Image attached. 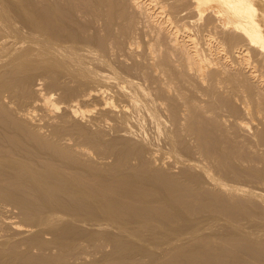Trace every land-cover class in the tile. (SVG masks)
Listing matches in <instances>:
<instances>
[{
	"label": "bare ground",
	"instance_id": "obj_1",
	"mask_svg": "<svg viewBox=\"0 0 264 264\" xmlns=\"http://www.w3.org/2000/svg\"><path fill=\"white\" fill-rule=\"evenodd\" d=\"M72 1H74V0H72ZM72 1H71V3H72ZM122 1L121 0H83V1L80 0L79 3H77V4L75 3L74 5H71V4H67V0H0V180L4 182V184H3V182L0 181L2 183L0 185V196H2L4 198L6 197L12 203H15L17 208L19 207L25 213V215L28 216V221H27V218L25 219L26 223L27 222L28 223L27 224L24 223V226H17L14 224V221H12L13 222L12 223L9 220V224L11 223V225L15 228V230L17 229V232H19L20 234L23 233L24 235L29 234L28 237H26L25 239L23 238L24 240L22 239L19 241V245L23 246L25 244L24 246H25V248H27L24 251L22 249L17 251V252H19L18 253L19 254V261L20 260H21V262L27 261L28 263L30 262L31 264L33 261H36L37 263L40 262L43 264L47 263V262L52 263V262H54V261H52V259H50V258H52V256L45 255V254L34 255V253L28 254V252H29L28 249H31V251H32V249L33 250L38 249L37 251H35L36 253H38L39 250L40 251L43 250V253H44V249H49V248L54 246L55 249L57 247L58 248L57 250H59V255H57L58 256L57 260L59 262L56 260V257H55L53 260H55L56 262H54L53 264H56V263H58V264H76L77 261L76 262L73 261L71 263L69 262L71 260L65 261L64 256L69 249L74 250V251L70 250L71 252H73V254H74V252L80 253V250L83 248V246H84V250H85L86 244L89 245L88 243H91L90 245L94 246L95 244L99 243L100 239H102V240L104 239V241L106 240L114 249V250L112 249L114 254H112L109 257L110 259H107L108 257L106 255L107 260H105V261H108V260L109 261L105 264H263L264 263L263 262L264 261V240L257 238L259 234H264V233H258V230H260V228L262 226L259 229H256L257 232L254 231L255 233H258V235L256 234V236H257L256 237V236H254L255 234L254 235L250 234L249 233L250 230H248L246 228H245V230H247L248 233L244 232L245 230L241 231V228H239L240 230H238L237 228H235V229L233 227L231 228L227 224H224V225L220 224L221 222L219 220L220 223L219 222L218 223L220 225L218 224L216 226H212V229H213V227H217V228H215L216 231L214 230L215 232L213 230H210V232L204 233V231L199 232L197 230L196 224H198V222L196 221L197 223H195L191 217V214L193 212H195V211L200 212L202 210L204 212H208V213H222L223 215H226V216H233V215L235 216V215L239 214V211H238L239 209H237L238 207L236 208V203H233V204L231 203L232 205H229V203H228V205H227V203L224 204L222 202L221 198H219V197H221V195L219 197H217L219 195V194H217V192H216L217 196L215 193H214L215 195H213V194L211 195L209 193H203V191L199 192V188L202 186L199 187V185L201 183L198 184V180H197V177L195 175L185 176L184 174H182L181 176L185 177V178L183 177L184 180H177L178 178L177 179L172 178L173 177L172 172H174V170L171 172V174L169 172V174L172 175V177L164 175L165 173H164L163 169L157 170L156 169L157 167H154L151 165L152 161H154V163H155V160L157 157L154 156L155 160H152V161L150 160L151 162L147 161L149 159L146 160V158H142V157H144V155L142 156V151L145 149H143L142 151H141L142 147L141 148L138 147L139 149H137V145L133 144V142H132L134 140L131 138L132 135H129L130 136L129 140H132V141H129L126 137H125L126 139H118L117 140V138L115 137L117 135L111 134L110 133L111 131L108 132L105 129H103V130H105V132H108L109 137H110V135H109V133H110L111 137H112V135H114V138H115L112 140V138L110 137L111 139H108L109 141H105V139L102 136L104 135V137H105L106 133L103 135L100 134L98 131L99 129L98 130L96 129L98 126L96 128L94 127L95 130H93V127H92V130L89 129V127H90L89 122L91 125V123H92L91 121H93L94 117H96L95 115L93 118H91V119H93L91 121L89 120L90 119L89 116H88V118H86V119H88L87 120L88 126L86 123H82L83 119L86 120L85 119L86 113H88V111H93V109L90 110L91 108H88L89 106H87V104H88L87 102H90V100H93V99L94 100L91 102L92 103L95 102V103L92 105V107L99 109V111L97 109H95L94 113L97 111V113L101 112L102 113V114L100 113L101 115H105V112H107L108 114H110V113L114 114V113L120 112L122 114L123 119H121L120 117L119 118L121 119V121L122 120L124 121V122H122V123H124L122 125H125L124 118L126 116L128 117V115H129V113L127 114V112L129 111L127 109L128 108L130 109V107H128V105H120L121 103L119 104V102H122L120 100L118 103L114 104L112 101H110L108 99V96L106 98V95L105 94L103 95L102 92H104V89L101 87V86L105 87L103 84L100 85V87H99L100 83H98V85L93 84L96 87H93L90 89L87 88L88 90L87 89L84 90L85 88L84 89L79 88L83 85L85 86V84H87V83L90 84V83H94L97 81L98 82L104 81V82H109V83L111 82V81H109V80H111L110 76H109L111 74V71H110L111 70V67H110L111 63L108 62V59H107L108 63L107 62L106 63L110 67L109 68L110 69L109 75H108L107 70H104V69H106L105 67H108V66H105L106 64L104 65V68H102V69L104 71H106L107 74L102 73L103 70H101V69L97 70V71H102V72H97L96 70L94 71L89 66H87L88 64H86L82 60V58H84V57H82V55L84 53V54H87V56H88V54L90 53L91 50L95 51V49L98 47V43H99L98 40H100L98 38L101 37L100 32L103 29L102 27H103V21H104L105 16H107V15L109 16V14H110V16H112V17H109L110 21H111V18H114V21L113 22L111 21L112 22L111 25L109 24L111 26V29H108V30L111 33H114V30H116V28H114V30L112 32L113 26L118 27L117 25H119L121 27V25L123 26L125 24L124 22L121 23L120 18H119L123 14V11H122L123 8H122V3H121ZM153 1L154 0H129V3H130V6L132 8H134V10L136 9L138 11V13L143 14V16L146 17V20L147 19L151 20L150 22H152V20L155 21V26L157 28V32L158 31L166 32V34L169 37L168 40L170 43V45H169V43L167 44L168 41H166V45L169 46L170 48L172 46L173 50L177 49L178 54L179 53L181 54L180 60L182 59V61H184L185 63L190 65V67L195 68V70L192 68H188L189 66H187L186 64L181 62L182 64H184V66L185 65L187 66V70L185 69L186 71H192L193 70L194 72H191V73L197 72L196 78L198 75H199L198 76V78H199V77H201V76L203 77V75H205V73L207 71V67L210 68V67L214 66L219 74L216 71H211V70L210 71L215 73V74L217 73L219 75V77L222 78V80L220 79L221 81L220 80L219 81L220 82L224 81L225 83H228L227 85L229 86V84H230L229 82H231L232 81L231 79H233L230 74H227V70H228L229 66L226 67V65H224V63H223V65L219 64L218 61H220L221 59L218 60V58H216V57L211 58V56H209V60L211 58V60H213L212 61L213 64H207L206 62L208 61V55L205 58V57H201L200 54H198L199 51L197 52V50H198L197 47L195 48L193 46L194 45L193 43H195V42L193 41V38H190V35L186 34V36H187V37L185 36L186 39H183L184 36L181 39H179L180 36L178 38L177 32H179L180 29L181 30L186 29V27H188V26L185 27L184 24L182 23L183 24V25L181 24L182 27H181V25L178 27L177 26L178 23L177 24L174 23L175 21L173 22V19L171 20V18L169 19V17H165L164 20H163V18H161V20L156 19V17H158V16L163 17L162 15L164 12V8H163L164 5L161 2H157V4L159 3L161 5V6L159 5V7L161 9H163V12H162V10L158 9L159 7L158 8L153 7L156 5V3L154 4ZM187 1L189 2L187 4V6L190 9H192L193 12L198 11L200 14L201 12L206 13L208 11H211L212 13L211 12H209V13L214 14L213 16H215L216 19L218 21H220L219 22L221 24L220 27H222L221 29L225 30L226 36L235 38V41H238L237 39H239V41H241L239 43H235V45L230 43V45L231 44L233 45V46H231V48H232L231 51L235 52L233 54H235L234 56L236 57V61L232 59L233 62L235 61L237 63H242V64L247 62L246 64L248 65L250 62L249 61L250 59H248L250 52H253V54H255V57H260V58L262 57V59L264 58V0H186L185 4L187 3ZM142 3L145 5V7H144V5L142 6V7H144V9L141 8ZM130 6H128V7H130ZM256 6H257V8H256ZM124 8H125V6H124ZM205 10H207V11H205ZM132 11H133V9H132ZM203 11H205V12H203ZM126 12H127V10H126ZM161 12H162V15H161ZM195 14H197V13H195ZM199 14L197 15L198 17H199ZM131 15H133V13ZM138 15H140V14H138ZM138 15L136 17H138ZM123 16H124V19H126V24L130 23V18H129L130 14H129V16H127V14H126V16H127L126 18H125L124 14H123ZM200 16H201V14H200ZM109 18H108V20H109ZM195 18H197V17H195ZM211 18H213V17H211ZM122 19H123V17H122ZM124 19L122 21H124ZM139 19L140 18H138V20ZM142 20H143V17H142ZM146 20L144 19L143 21L146 22ZM110 21L104 22V24L110 23ZM133 21H134V18H133ZM135 21H136V19H135ZM135 21H134V24H135ZM166 22H168V24ZM171 22H172V24H171ZM136 23L137 24H135V25L139 24L138 21H136ZM153 23L154 22H152V24ZM219 23L217 24V26L219 25ZM144 24H146V23H144ZM175 24H176V26H175ZM207 24H206V26H207ZM147 25H148V23H147ZM150 26H151V23H150ZM155 26L153 27V29L155 28ZM131 28H132L131 30L137 29V27L135 29V28H133V26ZM125 29H129V28L127 27ZM125 29H124V31H125ZM153 29L151 31H153ZM108 30H107V32H108ZM120 30H118V31H120ZM139 30L142 31V28L140 29V27H139ZM145 30H146V28H145ZM186 30H188V28ZM220 30L218 29L219 32H220ZM118 31L116 30L117 33H118ZM190 31H189V33H191ZM105 32H106V30H105ZM126 32H127V30H126ZM155 32H156V30H155ZM117 33H116V36H117ZM135 33H137V32H135ZM142 33H143V31H142ZM148 33H149V35H152V34H150L152 32L148 31ZM160 33L161 32H159V34ZM223 33H224V31H223ZM98 34H99V36H98ZM123 34H124V32H122V35ZM138 34H139V32H138ZM108 35H110V37H111L110 33ZM122 35H121V37H122ZM129 35H130V33L128 32L127 36H129ZM146 35H148V34H146ZM157 35H156V37H158ZM182 35H183V33H182ZM208 35H210V34H208ZM130 36L133 37L134 34L130 35ZM163 36H165V33L163 34ZM219 36H220V34H219ZM113 37H114V35H113ZM117 37L119 39V36H117ZM135 37H136V35H135ZM154 37H155V35H154ZM207 37H205L206 41H207ZM102 38H103V36H102ZM125 38L126 37H124V40L127 41ZM216 38H219V37H216ZM109 39H112V38H109ZM109 39H107V40H109ZM153 39L154 38H152V40ZM190 39L193 41V43H192L193 45L186 43L187 40L189 41ZM120 40H123V38L119 39V41ZM105 41H106V39H105ZM115 41L117 42V40H115ZM132 41H133V39H132ZM215 41L216 40H214L213 42H215ZM228 41H227V43H228ZM223 42H225V41L223 40ZM231 42H233V41H231ZM102 43H103V41H102ZM119 43H121V42H119ZM216 43H217V41H216ZM222 43L220 42L217 44H221L224 47L225 43L224 44H222ZM126 44H127V42H126ZM128 44H129V42H128ZM108 45H110L109 42H108ZM115 45H116V43H115ZM117 45H118V42H117ZM130 45H132V44H130ZM228 45H229V43H228ZM99 46H100V44H99ZM103 46H105L107 48L106 45L103 44ZM217 46H219V45H217ZM217 46H215L213 48L218 50L219 47H217ZM226 46H227V44H226ZM108 47L110 49V46H108ZM164 47H165V45H164ZM211 47H210V50L212 49ZM120 48H122V47H120ZM127 48H131V46L129 47V45H128ZM159 48L156 49L157 51L155 50L157 53H158V51H160ZM113 49H114L113 52L115 55L116 54L115 53L116 46L114 48V45H113ZM113 49H111V51ZM225 49L226 48H224L222 50H225ZM98 50H99V47H98ZM101 50H102V47H101ZM207 50L209 52V48ZM86 51H89V53L88 52L86 53ZM107 51H108V49H107ZM107 51L105 52V50L103 49L102 52L107 53ZM216 51H215V54L216 53L219 54V52H221V51H219V52H216ZM96 52H97V49H96ZM113 52L111 54H113ZM165 52H167V51L165 50ZM159 53H161V52H159ZM98 54L99 53H97V57H98ZM104 54L102 53V56ZM121 54H120V56H121ZM156 55H159V54H156ZM226 55L228 56V53H226ZM107 56H109V55L107 54ZM163 56H164L163 63L165 62V59L170 60L169 58L171 56L168 58H165V55H163ZM110 57H112V56H110ZM223 57H225V56H222V58ZM91 58H92V56H91ZM119 58H121V57H119ZM154 58H156V57H154ZM154 58H152V59L154 60ZM157 58H159V57H157ZM157 58H156V60H157ZM249 58H250V56H249ZM86 59H89V58H86ZM206 59H207V61L205 62ZM253 59H254V57H253ZM93 60H95V58ZM104 60H106L105 57H104ZM156 60H155V62H156ZM178 60H179V58L177 59V62H178ZM109 61H110V59H109ZM115 61H114V63H115ZM243 61H245V62H243ZM100 62H101V60H100ZM100 62L98 61V63H100ZM111 62H112V60H111ZM120 62H122V61H120ZM168 62H171V61H168ZM252 62H250V63H252ZM125 63L126 62L124 61V65L127 64V63L126 64ZM133 63H134V61H133ZM136 64H134V65L136 66ZM147 64H148V62H147ZM152 64H153V62H152ZM170 64H172V63H170ZM116 65H117V63H116ZM191 65H193V66H191ZM238 65H240V64H238ZM98 66H100V65H98ZM111 66H113V65H111ZM135 66H134V70H135V68L138 69V67H135ZM161 66H165V65H161ZM167 66H168V64L166 65V67ZM178 66H180V65H178ZM91 67H92V65H91ZM120 67H118V69ZM130 67H131V65H130ZM153 67H155V66H153ZM153 67H151V69ZM158 67L160 68L159 64H158ZM166 67L164 69H166ZM240 67H241V65H240ZM252 67L254 68V66H252ZM127 68L125 71H127ZM156 68H157V66H156ZM159 68H158V70L161 69V68L160 69ZM168 68H169V66H168ZM173 68H177V67H173ZM115 69H117V67ZM130 69L132 71V68H130ZM189 69H192V70H189ZM247 69H249V68H247ZM155 70L153 69V73H157V71H155ZM172 70H174V69H172ZM181 70H182V68H181ZM170 71L168 70L169 73H170ZM182 71H180V72H182ZM243 71H245V70H243ZM134 72L136 73V71H134ZM147 72H149V70H147ZM150 72H151V70H150ZM163 72H162V74H165V75L168 74L169 75V73L166 74ZM173 72H175V71H173ZM124 73H123V75H125ZM131 73L133 74V72H131ZM176 73H178V72H176ZM176 73H174V74H176ZM229 73H230V71H229ZM236 73L237 72H235V74ZM114 74L116 76L117 73L115 72ZM129 74H127V75H129ZM136 74H135V76H136ZM139 74H141V73H139ZM157 74H160V73L158 72ZM157 74H155V76ZM186 74H187V72H186ZM242 74L245 75L244 72ZM261 74L262 73H260V76H261ZM141 75H143V73ZM165 75H164V78H165ZM180 75H182V73L179 74V76ZM210 75H211V73H209V76L207 75V78L210 77ZM236 75L238 76V74H236ZM239 75H240V72H239ZM247 75L254 76L255 74H251V72L248 71ZM143 76L139 77V78H141L140 82L136 79L138 77H135L134 80H137L140 84H142V81L144 80V79L142 80ZM146 76H145V78L148 77V76L147 77ZM157 76H159V75H157ZM183 76H184V74H183ZM237 76H233V77L237 78ZM125 77L128 78V76H125ZM125 77L122 76L123 79ZM133 77H134V75H133ZM174 77H175V75H174ZM181 77L182 76H180V78ZM204 77H206V76H204ZM213 77H214V75H213ZM240 77H238V78H240ZM243 77L245 79V76H243ZM257 77H259V76H257ZM257 77H256V79H259ZM115 78L118 79V77L117 76L114 77L115 86L117 87L116 93L119 92V94L124 95L125 97L128 96L126 98L130 99L129 103L131 102L130 104H133V106L135 107L137 105V103H134L136 98L134 99L133 96H136L138 98V96H137V95H139V94H137L139 92L138 90L143 88V91H142V95H143L144 90H146V92H147V88L145 89L144 86L139 88L138 86L140 84L138 85V82H136L138 85L137 86V85H135V83L132 82L133 79L132 80L130 79L131 81H129V80H128L129 82L126 81L127 82L126 85L130 84L129 85L130 87L128 86V88L129 89L131 88L130 90H132V92L129 93L128 91H130V90L129 89L127 90L126 89L127 87L124 88L123 85L118 84V80H120V79L115 81ZM129 78H131V76ZM151 78H149V79H151ZM156 78L161 79L163 77H161V78L156 77ZM198 78H197V80H198ZM246 78H248V77H246ZM153 79L155 80L154 74H153ZM153 79H152V81H153ZM167 79H168V83H171L170 81L173 80V79L170 80L169 77ZM174 79L176 80L177 78L175 77ZM187 79L189 80V78H187ZM201 79L203 81V78H201ZM201 79H199V80L201 81ZM211 79H209V80H211ZM41 80H43V81L45 80V81H47V84H49L51 86L55 85V86H57V89L58 88L61 89V93L58 92L60 94V96H62V102H63V103L60 102V106L62 105L61 106L62 108L60 109L61 111L59 110L60 113L57 112L58 114L49 116L48 113L46 112L47 110L50 111L49 108H51V106H53L55 104L51 99L52 92H50L51 93L50 94V93H47L48 92L47 91L46 94L45 93L43 94V91L41 93V90H39L40 87L42 86ZM122 80H120V83ZM145 80H147V79H145ZM207 80H206V82H208ZM215 80H216V77H215ZM215 80H213V81H215ZM144 81H143V83H144ZM181 81H183V80H181ZM71 82H73V83L75 82L76 84L74 85ZM172 82H175V81L173 80ZM180 82H179V84H180ZM123 83L125 84L124 80H123ZM162 83H163V81L160 82V87H161ZM166 83H167V81L165 82V84ZM175 83H178V82H175ZM183 83H185V82H183ZM213 83L215 84V83H217V81H215ZM225 83L223 84L224 86H226ZM244 83H245V81H244ZM247 83H249V80ZM200 84H201V82H200ZM220 84L222 85V83H220ZM239 84H240V81H239ZM49 85H48V88H49ZM105 85H106L107 89L110 87H113L112 83H111L110 87H109V84H105ZM163 85H164V83H163ZM172 85L173 84L171 83V87H172ZM215 85H217V84H215ZM237 85H236V87H237ZM149 86H151V85H149ZM149 86H147V87H149ZM165 86L167 87V85H165ZM224 86H223V88L225 89L226 87H224ZM230 86H232V85L230 84ZM230 86H229V88H230ZM248 86L251 87L252 85H248ZM169 87H170V85H169ZM171 87H170V89H171ZM181 87H180V89H182ZM202 87H201V89H202ZM204 87L206 88L205 85H204ZM204 87H203V89H204ZM218 87L222 88L221 86H218ZM236 87L234 85L235 89H236ZM53 88H55V87H53ZM53 88L51 91H55V89H53ZM113 88H115V87H113ZM153 88H155V87H153ZM163 88H164V86H163ZM187 88H186V90H187ZM215 88H216V86H215ZM215 88L213 87L214 90L217 89V88L216 89ZM223 88H222V90H223ZM59 89L57 91H60ZM150 89L151 88H149V90ZM180 89H178V90L180 91ZM209 89H208V91H210ZM231 89H233V88H231ZM235 89H233V92H231L232 94H234L236 92ZM108 90H106L105 93H109ZM111 90L115 91L112 88H111ZM151 90H153V89H151ZM178 90L173 91V89H172V92H176ZM205 90H207V89H205ZM225 90H227V89H225ZM230 90H229V92H230ZM241 90L243 91L242 88L240 89V91ZM211 91H210V93H211ZM238 91H239V89H238ZM133 92L136 93L137 95H135V94L133 95ZM162 92H164V90H162ZM162 92L161 93L158 92V96H159V94H162V96L165 95V93L163 94ZM166 92L170 93V91H168V90ZM182 92H184V91L182 90ZM225 92L226 91H224V93ZM247 92H248V90H247ZM251 92L252 91L250 90V94H251ZM101 93H102V95H101ZM155 93H157V92H155ZM178 93L179 92L176 93V96ZM210 93H208V94L210 95ZM217 93L218 92H216V95H217ZM227 93H228V91H227ZM231 93H229V94H231ZM236 93L238 94V92H236ZM253 93H255V92H253ZM111 94H112V92H111ZM147 94H149V92ZM151 94H152V91H151ZM201 94L202 95H199V96L205 95V93H203V92ZM211 94H213V93H211ZM229 94H227V95H229ZM237 94H235V95H237ZM240 94L242 96V93H240ZM32 95H34V96L36 95V96L34 97ZM154 95H156V94H154ZM170 95H171V93L169 94V96ZM209 95H206V97ZM216 95H215V98H216ZM248 95H249V93H248ZM55 96H58V95H55ZM101 96L105 97L106 99L105 98L103 99ZM149 96H150V98L152 97L151 95H149ZM184 96H186V95H184ZM223 96H224V94H223ZM112 97L113 96H111V98ZM145 97L147 98V96H145ZM159 97L161 98V96H159ZM210 97H211V95H210ZM218 97H220V96H218ZM226 97H228V96H226ZM234 97H236V96H234ZM257 97L256 98L254 97V99H257ZM262 97L260 95V98H262ZM155 98L159 99L156 96H155ZM212 98H214L213 95H212ZM212 98H211V100H212ZM244 98H245V96H244ZM244 98H243V101L245 100ZM152 99L154 100V98H152ZM163 99H165V97ZM235 99H237V97ZM123 100H125V99H123ZM128 100H127V103H125V104H129ZM139 100H140V97H139ZM166 100H168V98H166ZM175 100L174 101L177 102V97H175ZM230 100H231V98H230ZM181 101H182V99H181ZM183 101H185V100H183ZM190 101H188V102H190ZM247 101H250V100H247ZM124 102H126V100ZM151 102H154V101L151 100L150 103L149 102L148 103L151 104ZM156 102H158V100ZM197 102L198 101H196V103ZM201 102H203V100H201L200 103ZM238 102L241 103L242 101L240 100ZM193 103H194V101L192 102V104ZM215 103H216V101H215ZM225 103H226V100H225L224 104ZM255 103H256V105H259L258 100H256ZM85 104H86L87 108L85 107ZM153 104H155V103H152L151 105H153ZM162 104H164V103L162 102ZM172 104L173 103H171V105ZM182 104L186 105V103H182ZM192 104H190V105H192ZM144 105H143V107H145ZM180 105H179V108H181ZM206 105H204V106L206 107ZM216 105H217V103H216ZM230 105H232V104L230 103ZM238 105H239V103H238ZM246 105L243 106L241 104L242 110L245 111L246 113H248L249 111L247 112L246 108H249V107H247ZM260 105H261V102H260ZM13 106H15V108L17 107V109H13L12 108ZM34 106L40 107L39 108V109H41L40 111L43 110L44 113L41 112L42 114L40 113L39 116H36L35 115L36 113H34V109H33V108H35ZM133 106H132V108H133ZM138 106L142 108V105L138 104ZM235 106L233 108H235ZM146 107H148V106H146ZM154 107H155V105H154ZM161 107H162V105H161ZM164 107H166V106H164ZM177 107H176V111L178 112V111H180V109ZM194 107L197 108L199 106L196 105ZM201 107H203V106H201ZM213 107H210V108H212L211 111L213 110ZM230 107L231 106H229V110H230ZM254 107H255V105H254ZM258 107L260 108V106H258ZM156 108H158L157 105H156ZM173 108H175V107L173 106ZM190 108H192V107H189V109ZM233 108L231 107V109L234 111ZM239 108H240V106H239ZM163 109H165V108H163ZM166 109L168 110V108H166ZM169 109H170L172 118L177 116L176 111L174 109H172V107H170ZM177 109H179V110H177ZM183 109L185 110V108H183ZM183 109H181V111ZM189 109H187V110H189ZM215 109L216 108H214V110ZM217 109H220V107L218 106ZM133 110H134V108H133ZM149 110L154 111L152 108H150ZM187 110H185V111H187ZM201 110H200V112H201ZM248 110H250V109H248ZM262 110L264 111V109H262ZM262 110H260V111H262ZM35 111H37V110H35ZM103 111H105L104 114H103ZM136 112H137V115H136V118H137V116L139 115L138 113H140V112L135 111V113ZM142 112L139 116L140 118L142 116ZM145 112L146 111H144V114H145ZM160 112H162V110ZM197 112H199V111H197ZM258 112H257V114H258ZM154 113L155 112H153V114ZM166 113L168 114V111ZM185 113L187 114V112H185ZM189 113L190 112H188V114ZM191 113H193V112H191ZM261 113H264V112H261ZM89 114H91V112ZM100 114L98 113V115H100ZM132 114L133 113H131L130 115L132 116ZM144 114H143V116L148 115V113H147V115H144ZM158 114L159 113H157V115H155V116L159 117ZM117 115H119V114H117ZM152 115H150V117L149 116H147V117L151 118ZM162 115L163 114L161 113L160 116H162ZM168 115H170V114H168ZM182 115H183V113H182ZM184 115H183V119H185ZM237 115H235V116H237ZM244 115H246V114H244ZM259 115L260 114H258V116ZM261 115H260V117H261ZM92 116L90 115V117H92ZM105 116H107V115H105ZM105 116H104V118H105ZM115 116H116V114L114 115V117ZM163 116H166V115L164 114ZM221 116L223 117L222 113H221ZM224 116H226V115H224ZM263 116H262V118H264ZM44 117H46V118H44ZM109 117H110V115H109ZM109 117H108V119H109ZM127 117H126V119L129 121L128 118L130 116L128 118ZM188 117H190V115H188ZM192 117H190V118H192ZM260 117H259V119H260ZM104 118L100 117L99 119H104ZM115 118L118 119V116H116ZM132 118L133 117H131V119ZM146 118L144 117V119H146ZM240 118H241V116H240ZM244 118H246V117L244 116ZM256 118H258V117L256 116ZM43 119L45 120V123L42 122ZM99 119H98V121H100ZM108 119H106V120H108ZM167 119L169 120V118H167ZM181 119H182V117H181ZM95 120H96V118H95ZM135 120L134 121L132 120V121L135 122ZM138 120L139 119L137 118V121H136L137 123H135L136 126H139V125H137L138 123L142 124L141 121L143 119L140 120V122H138ZM186 120H187V118H186ZM224 120L226 121L227 119L224 118ZM108 121H105V119H104V122L107 123ZM121 121L119 122L120 126H122L120 124ZM164 121H167V120H164ZM177 121H178V118H177ZM245 121L246 120L244 119V122ZM154 122H157V121H154ZM173 122H175V120ZM182 122H183V120H182ZM184 122H185V120H184ZM197 122H198V120H197ZM234 122H235V124L240 125V126H244V124H245L243 122V120H241V119H239V120L235 119ZM262 122H264L263 119H262ZM93 123H92V125H93ZM111 123L109 122L108 124L111 125ZM114 123L116 124L117 121L116 122L114 121ZM164 123H166V122H164ZM167 123H168V121H167ZM99 124H100V122H99ZM129 124H130V122H129ZM131 124H133V123H131ZM150 124L151 123H149V125ZM256 124L254 123V125H256ZM117 125H118V123L116 124V126ZM119 125L117 127L118 129H114V132H117L119 130L118 131V133H119L121 131V127L119 129ZM153 125L155 126L156 124H152L151 126L153 127ZM157 125H158V123H157ZM159 125H163V124L159 123ZM159 125H158V127L160 128ZM237 125H236V127H237ZM259 125H261V124H259ZM100 126H101V124H100ZM140 126L138 128L143 129V127H140ZM169 126H170V124H169ZM175 126H177L176 123H175ZM197 126H199V125H197ZM246 126H247V124H246ZM148 127L149 126H147V128ZM156 127L157 126H155V128ZM248 127L250 128V126H248ZM102 128H103V126H102ZM102 128H100V130ZM110 128H111V126H110ZM131 128L133 129V127H131ZM145 128H146V126H145ZM159 128H158V130H159ZM238 128H239V126H238ZM247 128H245V129H247ZM249 128H248V130H249ZM259 128H261V126ZM263 128H264V126H263ZM132 129L130 130V127H129L128 131H129V134H130V132H132L134 135V132L136 130L133 131L135 128L133 130ZM241 129H242V127H241ZM109 130H111V129H109ZM125 130L122 131L123 134H125ZM187 130H189V129H187ZM193 130L196 131L197 129H193ZM198 130L200 131V129H198ZM155 131H157V130H155ZM160 131H162V130H160ZM165 131H166V129H165ZM173 131H176V130H173ZM242 131H244V130H242ZM140 132L143 133L144 131L141 130ZM248 132L249 131H246V134ZM136 133H138V131ZM157 133H159V131ZM169 133H170V131H169ZM169 133H168V135H169ZM259 133L261 134L260 131H259ZM162 134H163V132H162ZM256 134H257V132H256ZM139 135H142V134H139ZM143 135H144V133H143ZM134 136L136 137V135H134ZM134 136H132V137L134 138ZM176 136L174 137L175 139H177ZM199 136H200V134H199ZM118 137H120V134H118ZM138 137L141 138V136H138ZM154 137H155V135H154ZM181 137H183V135H181ZM254 137H256V135H254ZM169 138L171 139V136ZM241 138H242V136H241ZM103 139H104V141H102ZM145 139H146V136H145ZM145 139L143 138V141ZM199 139H200V137H199ZM203 139H204V137H203ZM139 140H141V139H139ZM166 140H168V139H166ZM262 140H263V138H262ZM169 141H171V140H169ZM199 141H202V140L200 139ZM144 142H142V144ZM149 142H147V143H149ZM174 142L175 141L173 140V143ZM222 142H223V140H222ZM218 143H221V141H219ZM178 144H179V142H178ZM180 144H181V142H180ZM83 145L89 146V147L91 146L92 150H94L95 149L94 147H96L98 149V153L99 152L100 153L105 152V154H103L105 156H103V157L107 156L106 151L114 152L115 155L112 154V156H115V160H114V158H111V160L112 159L114 160V163L110 164L109 162L107 163V162H104L101 160L98 161L97 163H94L95 161L90 162V160H92L93 157L89 161L83 160L85 158L84 156H87L86 152H85V148ZM148 145H149V147H151V144H148ZM202 145L204 146V143ZM212 145L216 146V144H212ZM218 146H220V144L219 145L217 144V147ZM222 146L225 147L226 145L225 146L222 145ZM222 146H220V147H222ZM89 147H86V148H89ZM143 147H145V144ZM182 147H183V145H181V148ZM217 147H215V148H217ZM199 148H202V147H199ZM146 149L149 150L148 148H146ZM158 149L156 150V148H155L156 151H158ZM177 149H179V148H177ZM212 149H209V151L207 150L208 153H207L206 157H207V161H209V162L204 163L203 162L204 160H203L202 161L203 164H202V163H200L201 161H199V160L198 161H191V159H192L191 158L190 161L186 160L188 162L184 163V164H187V165H185V166H187L186 168L187 169L194 168V171H195V169L198 170L200 172V175L204 176L208 180V182H209L208 186L209 187H212V186L217 187L218 189L217 188H215V189H217L218 191L219 190L223 191L225 193V196H226V194H228L230 197H232V196L240 194V197H241V195H247L250 197L252 195V193H250L249 189L245 188L244 185L233 182L234 179L232 177H231L232 182L230 184H226V182L222 181L221 178L222 177L227 178V176L223 175L222 177H220V175L217 172V174L219 175L218 177H220V178H215L217 176L212 177V176H209L207 174L209 171H211V170L207 169L209 167H212V168L217 167L219 169H222L225 174H228V175L230 174L228 172V167H226L223 164L217 165L218 163L215 162L214 157H213L214 154L216 153V151H215V153L214 152L212 153V151H214ZM178 151H180V150H178ZM218 151H220V150H218ZM184 152L187 153L186 150ZM145 153H147L146 150L143 152V154H145ZM224 153H225V151H224ZM224 153H222V154H224ZM226 153H228V152L226 151ZM230 153L231 152L229 151L228 154H230ZM130 154L134 155V157H135V155H137L136 156L137 161L135 160V162H133L132 161L133 156ZM150 154L151 153H149V155ZM228 154H227V156H229ZM233 154H231V155H233ZM79 155H82V157H84V158H81V156H79ZM99 155H102V154H99ZM128 155L130 157H132V160H131V158H130V160L128 159V157H129ZM149 155H147V156H149ZM240 155H242V154H240ZM110 156H111V154H110ZM218 156H221L220 153ZM103 157H101V159ZM151 157H153V156H151ZM188 157H189V155H188ZM252 157H253V155H252ZM88 158H90V157H88ZM147 158H150V156ZM221 158H222V156H221ZM224 158H226V157H224ZM224 158H223V160H224ZM239 159L240 158H238V160ZM243 159H241L242 162H243ZM238 160H235V161L239 162L240 160L239 161ZM246 160H247V158H246ZM105 161H108V160L106 159ZM225 161H226V159H225ZM205 162H206V159H205ZM154 163L152 162V164H154ZM180 163L181 162H179V164ZM175 164L177 165L178 163H175ZM234 164L232 163L231 166ZM235 166L237 169H239L238 164H235L234 166H232V168ZM159 168H161V167H159ZM182 170L184 171V169H182ZM182 170H181V172H183ZM159 171L160 172L163 171V174L158 173ZM168 171L169 170H167V172ZM231 171H233V169ZM262 171H264V170H262ZM237 172H239V171H237ZM242 172H240V173H242ZM175 173H177V172H175ZM252 173H253V171H252ZM236 174H238V173H235V175ZM235 175L233 177H235ZM262 175H264V174H262ZM178 176H179V174H178ZM245 177H243V179ZM257 180H258V178H257ZM204 183H205V181H204ZM204 183H202V185L206 184V183L205 184ZM232 183H235V184H232ZM215 189H214V191H215ZM250 189H252V188H250ZM205 190H206V188H205ZM252 192H254V191H252ZM247 196H244V198ZM224 198L225 197H223V199ZM228 198H226V200ZM261 199H262V195H261ZM236 200H238V199H236ZM229 201H231V200H229ZM249 201H245V203L243 202L242 203L243 206H246V203ZM251 201L253 202L252 198H251ZM238 203H240V202H238ZM259 207H258V209H259ZM261 207H263V206L261 205ZM255 209H256V206H255ZM258 209H257V211H258ZM244 210H246V209H244ZM253 211H255V210L253 209L252 212ZM246 212H248V211L246 210ZM252 212H249V213H251V215H254V214H252ZM262 212H264V209ZM19 213H22V212H19ZM261 214H263V213H261ZM193 215L195 216L196 214H193ZM240 215H241V213H240ZM218 216H220V215H218ZM249 216H250V214H249ZM249 216H246V218H248ZM259 216L260 215H258L257 217H259ZM261 216H264V215H261ZM195 217H197V216H195ZM251 217L256 219L255 216L254 217L251 216ZM224 218L225 217H223L222 220H224ZM194 219H197V218H194ZM209 219H211V218L209 217ZM238 219H239V216L237 218V221H238ZM22 220H24V219H22ZM229 220H230V218H229ZM249 220H252V219H249ZM213 221L215 222L214 219H213ZM76 222H78L79 224L83 223L84 225L83 224L79 225ZM242 222H244V221H242ZM202 223H204V222H202ZM238 225H236V226H238ZM8 226H10V225H8ZM247 226H248V224H247ZM250 227H252V226H250ZM250 227H248V228H250ZM263 227H264V225H263ZM263 227L261 229H263ZM0 231H1V229H0ZM251 231L253 233V229ZM261 231H259V232H261ZM182 234H186L185 235L186 237L179 238V237H181L180 235H182ZM46 235L47 236L49 235V237H47ZM127 238H130V240ZM261 238H262V236H261ZM2 241H0V242H2ZM21 241H23V242H21ZM100 242H101V240H100ZM104 243H106V242H104ZM3 244L0 243V245H2V246H3ZM162 244L164 246H167V247L166 248L164 247L161 250L157 249L158 251L153 250V249L160 247V245H162ZM12 245H13V243H12ZM49 245H53V246H49ZM99 245H101V244H99ZM21 246L19 248H21ZM92 246H91V248H92ZM106 246H107V244H106ZM12 247L15 248V247H17V245L12 246ZM95 247H96V245H95ZM96 248H98V247H96ZM99 248H101V246ZM0 249H1V246H0ZM12 249H11V251H12ZM52 249H54V248H52ZM92 249H90V250H92ZM3 250H5V249H3ZM16 250L17 249L15 248V251ZM87 250H88V248H87ZM107 250H108V248H107ZM11 251H9V252H11ZM17 252H16V254H17ZM50 252H52V251H50ZM101 252H103V251H101ZM69 254H71V253H69ZM75 255H73V256L75 257ZM77 255H79V254H77ZM82 255L85 256V252H84V254H80V257ZM100 255H103V254H100ZM109 255H110V252H109ZM39 256H41V257H39ZM66 257H67V254H66ZM68 257H69V255H68ZM71 257H72V255H71ZM78 257L75 259H78ZM8 258H6V259H8ZM92 258H94V257H92ZM4 259L0 258V264H1V260L3 262L5 261ZM67 259L68 258H66V260ZM70 259H72V258H70ZM102 259H104V258H102ZM102 259H100V260H102ZM82 260L89 261V260H87V258L86 259L84 258ZM97 260H98V258H97ZM80 262H81V259L78 263H80ZM90 262L92 263L91 260H90ZM95 262H97V261H95ZM12 263H10V264H12ZM7 264H9V263H7ZM13 264H17V262L13 263ZM19 264H21V263H19ZM25 264H27V263L25 262ZM80 264H82V263H80ZM100 264H102V263H100Z\"/></svg>",
	"mask_w": 264,
	"mask_h": 264
},
{
	"label": "rangeland",
	"instance_id": "obj_2",
	"mask_svg": "<svg viewBox=\"0 0 264 264\" xmlns=\"http://www.w3.org/2000/svg\"><path fill=\"white\" fill-rule=\"evenodd\" d=\"M72 1V0H71ZM71 1L70 0H67V4H71V5H74L75 3L77 4V3H79V1L80 0H74V1H72V3H71ZM83 1V0H82ZM122 1V0H121ZM154 2V4L156 3V5L155 6H153V7H155V8H158L159 7V3L157 4V2H161L163 5V8H164V12H163V9H161L160 7L158 8V9H160V10H162V12H163V15H162V12H161V15L163 16V17H156V19H160L161 20V18H163V20H164V18L165 17H169V19L171 18V20L173 19V22L174 23H178L177 24V26L179 27L182 23L184 24V26L186 27V26H188V27H186V29L188 28V30L191 32V33H189V31L188 30H186V29H180L179 30V32H177L178 33V38H179V36H180V38L179 39H181L183 36V39H186V34L187 35H190V38H193V41L195 42V43H193V41L190 39L189 41L187 40V42L186 43H189V44H191V45H193L195 48L197 47V52H198V54H200V56L201 57H207V55H208V61H207V59L205 60V62L207 63V64H213V60H211V58H213V57H216V58H218V60H220V61H218L219 62V64H222L223 65V63H224V65H226V67H228V70H227V74H230L231 75V77L233 78V79H231L232 81V83L231 82H229L232 86H230V84H229V86H230V88H229V86L227 85L228 83H225L224 81H222V82H220L221 80H222V78H220L219 77V73H218V71L215 69V67L214 66H212V67H207V71H206V73H205V75H203V77L201 76V77H199L198 78V76H197V78H198V80H197V78H196V73L197 72H195V73H191V72H194L192 69H194L195 70V68H192V67H190V65H188L187 63H185L184 61H182V59L180 60V53L178 54V50L177 49H174L173 50V47L171 46V48L169 47V46H167L166 45V41H168L167 42V44L169 43V37H168V35L166 34V32H164V31H158L157 32V28H156V26H155V21H153L152 20V22H154L153 24H152V22H150L151 20H146V17L145 16H143V14H141V13H138V11L135 9L134 10V8H132L131 6H130V3H129V0L127 1V0H123L121 3H122V8H123V14L125 15V18L127 17V16H129V14H130V16H129V18H130V23H128V24H126V19H124V16H123V14L119 17L120 18V22L122 23V22H124L125 24L122 26L121 25V27L119 26V25H117L118 27H116V26H113V28H112V32H113V30H114V28H116V30L118 31V30H120V31H118V33L116 32V30H114V33H111V32H109V30L108 29H111V23L114 21V18H111V21H110V18L109 17H112V16H110V14H109V16L107 15V16H105L104 17V21H103V29L101 30V32H100V34H101V37H99L98 39H100V40H98V47H99V50H98V47L96 48L97 49V52H96V49H95V51L94 50H91L90 51V53H89V51H86V53L88 52L89 54H88V56H87V54H84L83 53V55H82V57H84V58H82V60L86 63V64H88L87 66H89L92 70H103L102 68H104V65L105 66H108L107 65V63L109 62V63H111V65H113V66H111L110 64V67H111V70L109 69L110 67L108 66V67H105L106 69H104V70H107V72H108V75L110 74V71H111V74L109 75L110 76V79L111 80H109V81H111L110 83L109 82H104V81H97V82H94V83H90V84H85V86L83 85V86H81V87H79L80 89H84V90H86L87 88H93V87H96L95 85H93V84H97L98 85V83H100L99 84V87H100V85H104L105 87H103V86H101L103 89H104V92H102L103 93V95L105 94L106 95V98H107V96H108V99L110 100V101H112L114 104H116V103H118L119 102V100L120 101H122V102H119V104L120 105H128V107H130V109L128 108L127 110H129L131 113H133L132 114V116L130 115L131 113L128 111L127 112V114L129 113V115H128V119H129V121L126 119V117L124 118V120H125V125H122V124H124V123H122V122H124L123 120L121 121V119H123L122 118V114L119 112V113H110V114H108L107 112H105V111H103V114H104V112H105V115H107L108 117H109V115H110V117H109V119H108V117L107 116H105V115H101L102 113L101 112H98L100 115H98V113H97V111L94 113V111H95V109H97V108H93L92 107V105L95 103V102H91V101H93V100H90V102H87L86 104H87V106H89L88 108H91L90 110H92L93 109V111H88V113H86V115H85V119L86 118H88V116H89V120L91 121V120H93V119H91V118H93L94 117V115L96 116V117H94V120L93 121H91L92 123H93V125H92V123H91V125H90V122H89V129L90 130H92V127H93V130H95L94 129V127L96 128L97 126L99 127H97L96 129L99 131V133L100 134H105V137H104V135L102 136L104 139H105V141H109L108 139H111L112 138V140L113 139H115L114 138V135H117V136H115L116 138H117V140L118 139H128L129 140V135H132V136H134V135H136V137L134 136V138L131 136V138L132 139H134L133 141L132 140H129V141H132L133 142V144H136L137 145V149H139L138 147H142L141 148V151L143 150V149H145L146 151H147V153H145V154H143V152L145 151V150H143L142 151V156L144 155V157H142V158H146V160L147 159H149V160H147V161H149V162H151L152 160H155V157H157L156 158V160H155V163H154V161H152L154 164H152V162H151V165L152 166H154V167H157L156 169L157 170H162L163 169V171H164V175H167V176H169V177H172V175H170L171 174V172L174 170V172H172V174H173V177L172 178H174V179H177V180H184V176H181L182 174H184L185 176H189V175H195L196 177H197V180H198V184H200L199 185V187L200 186H202V187H198L199 188V192H202L203 191V193H209V194H213V195H215L216 194V192H217V194H219L218 196H217V194H216V196L217 197H219L220 195H221V197H219V198H221V200H222V202L224 203V204H226L227 203V205H228V203H229V205H232L233 203H236V208L237 209H239L238 211H239V214H237L238 216H239V219H238V221H237V218H238V216L237 215H233V216H226V215H223L222 213H208V212H204L203 210L202 211H200V212H193L192 214H191V217H192V219L194 220V222L195 223H197L198 222V224H196V226H197V230L199 231V232H203L204 231V233H206V232H210V230H215L216 231V229L215 228H217V227H213V229H212V226H216V225H218L220 222V224H227V225H229L231 228L233 227L234 229L235 228H237L238 230H240L239 228H241V231H244L245 230V228L246 229H248V230H250L249 231V233L250 234H252V235H254V236H256V234L258 235V233H264V227H263V225H264V216H261V215H264V212H262L263 211V209H264V175H262V174H264V171H262V170H264V128H263V126H264V122H262V119L264 120V118H262V116L264 115V113H261V112H264L262 109H264V58L262 59V57L260 58V57H255V54H253V52H250L249 53V56H250V58H249V56H248V59H250L249 61L250 62H252V63H250L249 62V64L247 65L246 63H237V62H235L236 61V57L234 56L235 54H233V53H235V52H232L231 50H232V48H231V46H233V45H235V43H239V42H241V41H239V39H237L238 41H235V38H233V37H228V36H226V33H225V30L224 29H221L222 27H220V21H218L217 19H216V17L215 16H213L214 14H211L212 12L211 11H208V12H206V13H200L201 14V16H200V14H199V12L197 11H195V12H193V10L192 9H190L188 6H187V4L189 3L188 1H187V3L185 4V2H186V0H154L153 1ZM144 4L142 3L141 4V8H143L144 9V7H145V5H144V7H142ZM124 6H125V8H124ZM128 6H130V7H128ZM161 6V5H160ZM187 6V7H186ZM127 8V9H126ZM154 8V9H155ZM189 8V9H188ZM256 8H257V6H256ZM127 10V12H126V10ZM132 9H133V11H132ZM135 11V12H134ZM205 11H207V10H205ZM205 11H203V12H205ZM209 12H211V13H209ZM133 13V15H131ZM195 13H197V14H195ZM126 14H127V16H126ZM138 14H140V15H138ZM159 14V13H158ZM165 14V15H164ZM199 14V17L197 16ZM138 15V17H136ZM122 17H123V19H124V21H122L123 19H122ZM142 17H143V20L145 19L146 20V22L145 21H143L142 20ZM195 17H197V18H195ZM211 17H213V18H211ZM108 18H109V20H108ZM133 18H134V21H135V19H136V21H138V25H135V24H137L136 23V21H135V24H134V21H133ZM138 18H140L139 20H138ZM107 19V20H106ZM122 19V20H121ZM201 19V20H200ZM204 19V20H203ZM212 19V20H211ZM199 20V21H198ZM210 20V21H209ZM217 20V21H216ZM108 21H110V23H105L104 24V22H108ZM197 21V22H196ZM212 21V22H211ZM169 22V21H168ZM168 22H166L167 24H168ZM144 23H146V24H144ZM147 23H148V25H147ZM150 23H151V26H150ZM173 23V24H174ZM201 23V24H200ZM205 23V24H204ZM208 23V24H207ZM215 23V24H214ZM219 23V25L217 26V24ZM110 24V25H109ZM141 24V25H140ZM171 24H172V22H171ZM176 24H175V26H176ZM182 24V25H183ZM206 24H207V26H206ZM130 25V26H129ZM155 26V28L153 29V27ZM182 25H181V27H182ZM203 25V26H202ZM133 26V28H135L136 29V27H137V29L136 30H131L132 27ZM153 26V27H152ZM205 26V27H204ZM216 26V27H215ZM129 28V29H125V28ZM139 27H140V29L142 28V31H143V33H142V31H140L139 30ZM144 27V28H143ZM151 29H150V28ZM208 27V28H207ZM105 28V29H104ZM145 28H146V30H145ZM207 30H206V29ZM214 30H213V29ZM124 29H125V31H124ZM153 29V31H151ZM218 29L220 30V32L218 31ZM105 30H106V32H105ZM107 30H108V32L111 34V37H110V35H108L109 33L107 32ZM126 30H127V32H126ZM129 30V31H128ZM149 32H152V33H150V34H152V35H149V33H148V31ZM155 30H156V32H155ZM217 30V31H216ZM224 31V33H223V31ZM104 31V32H103ZM132 31V32H131ZM137 32V33H135V32ZM186 31V32H185ZM211 31V32H210ZM120 32V33H119ZM122 32H124V34L122 35ZM128 32L130 33V35H133L134 34V36L132 37V36H127L128 35ZM138 32H139V34H138ZM159 32H161L160 34H159ZM210 32V33H209ZM219 32V33H218ZM105 33V34H104ZM116 33H117V36H119V39H121V38H123V40H120L119 41V39H118V37L116 36ZM145 33V34H144ZM165 33V36H163V34ZM181 33V34H180ZM182 33H183V35H182ZM223 35H222V34ZM138 34V35H137ZM142 34V35H141ZM146 34H148V35H146ZM158 34V35H157ZM185 34V35H184ZM208 34H210V35H208ZM212 34V35H211ZM219 34H220V36H219ZM105 35V36H104ZM109 37H108V36ZM113 35H114V37H113ZM121 35H122V37H121ZM126 35V36H125ZM135 35H136V37H135ZM154 35H155V37H154ZM156 35L158 36V37H156ZM167 35V36H166ZM195 35V36H194ZM202 35V36H201ZM208 37H207V36ZM98 36H99V34H98ZM102 36H103V38H102ZM186 36V37H185ZM116 37V38H115ZM124 37H126L125 39L127 40V41H125L124 40ZM204 37V38H203ZM205 37H207V41H206V39H205ZM216 37H219V38H216ZM109 38H112V39H109ZM152 38H154L153 40H152ZM195 38V39H194ZM202 38V39H201ZM213 38V39H212ZM225 38V39H224ZM228 38V39H227ZM102 39V40H101ZM105 39H106V41H105ZM107 39H109V40H107ZM132 39H133V41H132ZM135 39V40H134ZM157 39V40H156ZM164 41H163V40ZM204 39V40H203ZM231 39V40H230ZM115 40H117V42H118V45H117V42L115 41ZM150 40V41H149ZM156 40V41H155ZM214 40H216L217 41V43H222L223 42V40L225 41V42H223L222 44H224L225 43V45H224V47L221 45V44H217L216 43V41L215 42H213ZM222 40V41H221ZM230 42H229V41ZM102 41H103V43H102ZM113 41V42H112ZM123 41V42H122ZM192 41V42H191ZM204 41V42H203ZM227 41H228V43H229V45H228V43H227ZM231 41H233V42H231ZM108 42H109V44L110 45H108ZM119 42H121V43H119ZM126 42H127V44H128V42H129V47L131 46V48H127L128 47V45L126 44ZM132 42V43H131ZM206 42V43H205ZM208 42V43H207ZM210 42V43H209ZM114 43V44H113ZM115 43H116V45H115ZM123 43V44H122ZM125 43V44H124ZM193 43V44H192ZM204 43V44H203ZM230 43H232L231 45H230ZM99 44H100V46H99ZM103 44L104 45H106L107 46V48L105 47V46H103ZM122 44V45H121ZM130 44H132V45H130ZM159 44V45H158ZM208 44V45H207ZM212 44V45H211ZM214 44V45H213ZM226 44H227V46H226ZM241 44V43H240ZM113 45H114V48H115V46H116V49H115V55H114V49H113ZM158 45V46H157ZM164 45H165V47H164ZM169 45H170V43H169ZM210 45V46H209ZM217 45H219V46H217ZM108 46H110V49H109V47ZM126 46V47H125ZM161 46V47H160ZM212 46V47H211ZM215 46H217V47H219L218 48V50L217 49H214L213 47H215ZM101 47H102V50H101ZM104 47V48H103ZM112 47V48H111ZM120 47H122V48H120ZM125 47V48H124ZM157 47V48H156ZM160 47V48H159ZM210 47L212 48L211 50H210ZM133 48V49H132ZM160 49V51H158V53L156 52L157 50L156 49ZM162 48V49H161ZM209 48V52H208V49ZM224 48H226L225 50H222V49H224ZM103 49L105 50V52L107 51V49H108V51H107V53H105V52H102L103 51ZM111 49H113L112 51H111ZM120 49V50H119ZM122 49V50H121ZM125 49V50H124ZM127 49V50H126ZM129 49V50H128ZM131 49V50H130ZM220 49V50H219ZM156 50V51H155ZM163 50V51H162ZM165 50L167 51V52H165ZM171 50V51H170ZM217 50V51H216ZM230 50V51H229ZM100 51V52H99ZM111 51V52H110ZM174 51V52H173ZM177 51V52H176ZM207 51V52H206ZM215 51L216 52H219V51H221V52H219V54L218 53H216L215 54ZM110 52V53H109ZM113 52V54H111ZM120 52V53H119ZM127 52V53H126ZM159 52H161V53H159ZM173 52V53H172ZM211 52V53H210ZM93 53V54H92ZM97 53H99L98 54V57H97ZM102 53L104 54L103 56L105 57V59L106 60H104V57L102 56ZM122 53V54H121ZM152 53V54H151ZM164 53V54H163ZM167 53V54H166ZM171 53V54H170ZM205 53V54H204ZM210 53V54H209ZM226 53H228V56L226 55ZM107 54L109 55V56H107ZM120 54H121V56H120ZM136 54V55H135ZM138 54V55H137ZM156 54H159V55H155ZM213 54V55H212ZM225 54V55H224ZM232 54V55H231ZM85 55V56H84ZM94 55V56H93ZM101 55V56H100ZM118 57H117V56ZM130 57H129V56ZM163 55H165V58H168V57H170L169 59L170 60H166L165 59V62L163 63V61H164V56ZM178 55V56H177ZM91 56H92V58L94 59L95 58V60H93L92 58H91ZM96 56V57H95ZM110 56H112V57H110ZM154 58V57H159V58H157V60H156V58H154V60L151 58ZM162 56V57H161ZM209 56H211V58H210V60H209ZM221 56V57H220ZM222 56H225V57H223L222 58ZM110 57V58H109ZM119 57H121L126 63V65H124V61L121 59V58H119ZM253 57H254V59H253ZM86 58H89V59H86ZM103 58V59H102ZM113 58V59H112ZM125 58V59H124ZM142 58V59H141ZM148 60H147V59ZM152 60H151V59ZM179 58V60H178V62H177V59ZM227 58V59H226ZM235 58V59H234ZM259 58V59H258ZM107 59H108V62H107ZM109 59H110V61H109ZM141 59V60H140ZM146 59V60H145ZM159 59V60H158ZM235 60L234 62H233V60ZM100 60H101V62H100ZM111 60H112V62H111ZM115 61V63H114V61ZM118 60V61H117ZM145 62H144V61ZM155 60H156V62H155ZM173 60V61H172ZM226 60V61H225ZM98 61L100 62V63H98ZM120 61H122V62H120ZM133 61H134V63H133ZM141 61V62H140ZM143 61V62H142ZM148 62V64H147V62ZM161 61V62H160ZM168 61H171V62H168ZM176 61V62H175ZM180 61V62H179ZM231 61V62H230ZM107 62V63H106ZM120 62V63H119ZM152 62H153V64H152ZM174 62V63H173ZM184 63V64H186L187 66H189L188 68H192V69H189V70H192V71H186L187 70V66L185 67L184 66V64H182V63ZM211 62V63H210ZM222 62V63H221ZM227 62V63H226ZM243 62H245V61H243ZM103 63V64H102ZM114 63V64H113ZM116 63H117V65H116ZM122 63V64H121ZM137 63V64H136ZM145 63V64H144ZM157 63V64H156ZM161 63V64H160ZM168 64V66H169V68H168V66L166 67V65ZM170 63H172V64H170ZM226 63V64H225ZM237 63V64H236ZM134 64H136V66L134 65ZM152 64V65H151ZM158 64H159V66H160V68L158 67ZM176 64V65H175ZM238 64H240L241 65V67H240V65H238ZM245 64V65H244ZM91 65H92V67H91ZM98 65H100V66H98ZM121 67H120V66ZM130 65H131V67H130ZM135 67H138V69L137 68H135V70H134V66ZM145 65V66H144ZM148 65V66H147ZM161 65H165V66H161ZM178 65H180V66H178ZM129 68H127V67ZM153 67V66H155V67H153L152 69H151V67ZM156 66H157V68H156ZM171 66V67H170ZM182 66V67H181ZM191 66H193V65H191ZM234 66V67H233ZM249 66V67H248ZM252 66H254V68L252 67ZM94 67V68H93ZM117 67V69H115ZM118 67H120L119 69H118ZM146 67V68H145ZM166 67V69H164ZM173 67H177V68H173ZM185 67V68H184ZM240 67V68H239ZM246 67V68H245ZM108 68V69H107ZM126 68H127V71H125L126 70ZM130 68H132V71H131V69ZM158 68L160 69V70H158ZM168 68V69H167ZM181 68H182V70H181ZM234 68V69H233ZM237 68V69H236ZM243 68V69H242ZM247 68H249V69H247ZM122 71H121V70ZM153 69L155 70V71H157V73L159 72L160 74H157V73H153ZM172 69H174V70H172ZM186 69V70H185ZM240 69V70H239ZM242 69V70H241ZM256 69V70H255ZM263 71H262V70ZM103 70V72L102 71H97V72H102V73H105V74H107V72L106 71H104ZM110 70V71H109ZM113 70V71H112ZM119 70V71H118ZM124 70V71H123ZM144 70V71H143ZM146 70V71H145ZM147 70H149V72H147ZM150 70H151V72H150ZM168 70L170 71V73L168 72ZM177 70V71H176ZM216 71L217 73V75L215 74V73H213V72H211V71ZM243 70H245V71H243ZM259 70V71H258ZM134 71H136V73L134 72ZM154 71V72H155ZM161 71V72H160ZM164 71V72H163ZM167 71V72H166ZM173 71H175V72H173ZM180 71H182V72H180ZM229 71H230V73H229ZM240 72V75H239V72ZM248 71L249 72H251V74H255L254 76H249V75H247L248 74ZM117 73L116 74V76L118 77V79H120V80H122L123 78H122V76H128V78L131 76V78H127V77H125L123 80H124V82H125V84L123 83V80L121 81V83H120V80H118V79H116L115 78V81H117L118 80V84L119 85H123V87L125 88V87H127L126 89L128 90L129 88H128V86L130 85L129 83V85H126L127 84V82H129V81H131L132 79V82L133 83H135V85H137V83L136 82H140L141 81V78H139L140 76H143L142 77V80L144 79H147V80H143L144 81V83H143V81H142V84H140L139 82H138V87L140 88V87H143L144 86V88L146 89L147 88V92H146V90H144V92H143V95H142V91H143V88H141V89H139L138 91V93L137 94H139V95H137L136 93H134L133 92V95L135 94V95H137L138 96V98L136 97V96H133L134 97V99H135V102L134 103H137V105L134 107L133 106V104H130L129 103V101H130V99L128 100L126 97H128V96H124V95H121V94H119V92L118 93H116L117 92V87L115 86V82H114V77H116L115 76V74L114 73ZM121 74H120V73ZM125 72V73H124ZM127 72V73H126ZM130 74H129V73ZM131 72H133V74L131 73ZM162 72L163 73H169V75L167 74V75H165V74H162ZM176 72H178V73H176ZM184 72V73H183ZM186 72H187V74H186ZM189 72V73H188ZM232 72V73H231ZM235 72H237L236 74H238V76L235 74ZM244 72V74L245 75H243L242 73ZM246 72V73H245ZM253 72V73H252ZM123 73L125 74V75H123ZM136 74V76H135V74ZM139 73H143V75H141V74H139ZM149 73V74H148ZM173 75H172V74ZM174 73H176V74H174ZM182 73V75H180V76H182L181 78H180V76H179V74H181ZM209 73H211V75H210V77H208L207 78V75L209 76ZM260 73H262L261 74V76H260ZM127 74H129V75H127ZM139 74V75H138ZM153 74H154V78H155V80L153 79ZM155 74H157V75H159V76H155ZM171 74V75H170ZM178 74V75H177ZM183 74H184V76H183ZM195 74V75H194ZM234 74V75H233ZM242 74V75H241ZM121 75V76H120ZM133 75H134V77H133ZM138 75V76H137ZM149 77V78H151V79H149L147 76ZM152 75V76H151ZM162 75V76H161ZM164 75H165V78H164ZM174 75H175V77L177 78L176 80L174 79L175 77H174ZM213 75H214V77H213ZM113 76V77H112ZM145 76L147 77V78H145ZM204 76H206V77H204ZM212 76V77H211ZM233 76H237V78L236 77H233ZM241 76V77H240ZM243 76H245V79H244V77ZM257 76H259V77H257ZM133 77V78H132ZM135 77H138V78H136L137 80H134L135 79ZM156 77H163V78H161V79H159V78H156ZM169 77V79L171 80V79H173L175 82H178V83H175V82H172V81H170L173 85H172V87H171V83H168V78ZM174 77V78H173ZM215 77H216V80H215ZM238 77H240V78H238ZM246 77H248V78H246ZM256 77L257 78H259V79H256ZM179 78V79H178ZM186 78V79H185ZM187 78H189V80L187 79ZM201 78H203V81H202V79ZM213 80H215V81H217V83H215V84H217V85H215L213 82H215V81H213ZM254 78V79H253ZM131 79V80H130ZM140 79V80H139ZM149 79V80H148ZM152 79H153V81H152ZM159 81H158V80ZM164 79V80H163ZM194 79V80H193ZM199 79H201V81L199 80ZM208 79V80H207ZM209 79H211V80H209ZM221 79V80H220ZM236 79V80H235ZM129 80V81H128ZM181 80H183V81H181ZM193 80V81H192ZM205 80V81H204ZM206 80L208 81V82H206ZM220 80V81H219ZM234 80V81H233ZM248 80H249V83H247L248 82ZM42 82H41V84H42V86L40 87V89L39 90H41V93H42V91H43V94L45 93L46 94V92L47 93H50V92H52V94H51V99H52V101L54 102V104L55 105H53V106H51V108H49V110L50 111H46L47 113H48V115L49 116H51V115H56V114H58V113H60L59 112V110L62 108L61 106H60V102H62V96H60V94L59 93H61V89H59L60 91H57L58 89H57V86H55V85H49V84H47V81H43V80H41ZM113 81V82H112ZM127 81V82H126ZM135 81V82H134ZM153 83H152V82ZM163 81V83H164V85H163V83H162V85H161V87H160V82H162ZM167 81V83L165 84V82ZM181 81V82H180ZM239 81H240V84H239ZM244 81H245V83H244ZM46 84H45V83ZM104 82V83H103ZM146 82V83H145ZM179 82H180V84H179ZM183 82H185V83H183ZM190 84H188V83ZM192 82V83H191ZM195 82V83H194ZM200 82H201V84H200ZM205 84H204V83ZM210 82V83H209ZM222 83V85L220 84V83ZM225 83V85L226 86H224L223 84ZM236 82V83H235ZM71 83H73V82H71ZM111 83L113 84V87H115V88H113V87H110L111 86ZM194 83V84H193ZM203 83V84H202ZM74 85L76 84L75 82L73 83ZM92 84V85H91ZM105 84H109V87L110 88H108L107 89V87H106V85ZM144 84V85H143ZM170 85V87H171V89H170V87H169V85ZM220 84V85H219ZM238 84V85H237ZM45 87H44V86ZM48 85H49V88H48ZM70 85V84H69ZM90 87H89V86ZM126 85V86H125ZM146 85V86H145ZM149 85H151V86H149ZM157 85V86H156ZM165 85H167V87L165 86ZM180 85V86H179ZM192 85V86H191ZM194 85V86H193ZM198 85V86H197ZM204 87V85L206 86V88L204 87V89H203V87ZM216 86V88L218 87V86H221L222 88H223V86L224 87H226L225 89H227V90H225L224 88H223V90L224 91H226L225 93H224V91L222 90V88H220V87H218L217 89L215 88V86ZM234 85H235V87H236V85H237V87H236V89L234 88ZM248 85H252L251 87H249ZM88 86V87H87ZM108 86V85H107ZM147 86H149V87H147ZM163 86H164V88H163ZM182 86V87H181ZM186 86V87H185ZM211 86V87H210ZM239 86V87H238ZM263 86V87H262ZM53 87H55V88H53ZM98 87V86H97ZM130 87V86H129ZM153 87H157L156 89L155 88H153ZM160 89H159V88ZM174 87V88H173ZM177 87V88H176ZM180 87L182 88V89H180ZM188 87V88H187ZM201 87H202V89H201ZM208 87V88H207ZM213 87L216 89V90H214L213 89ZM228 87V88H227ZM247 87V88H246ZM44 88V89H43ZM47 88V89H46ZM52 88L53 89H55V91H51L52 90ZM111 88L113 89V90H115V91H112L111 90ZM149 88H151V89H153V90H151L152 91V94H151V91L149 90ZM168 88V89H167ZM186 88H187V90H186ZM210 88V89H209ZM231 88H233V89H235L236 90V92H238V94L235 92L234 94H232L231 92H233V89H231ZM243 89V91L241 90L240 91V89ZM245 88V89H244ZM251 88V89H250ZM43 89V90H42ZM46 89V90H45ZM57 89V90H56ZM131 89V88H130ZM129 89V90H130ZM164 90V92H162V90ZM170 89V90H169ZM172 89H173V91H175V90H178V89H180V91L182 92V90L184 91V92H180L179 90L178 91H176V92H172ZM175 89V90H174ZM193 89V90H192ZM205 89H207V90H205ZM208 89L211 91V93H213V94H211L210 93V91H208ZM232 91H231V90ZM238 89H239V91H238ZM88 90V89H87ZM106 90H108L109 91V93H105L106 92ZM155 90V91H154ZM164 94L165 93V95H163L162 96V94H159V96H161V98L158 96V92L159 93H161L160 91ZM168 90V91H170V93H171V95L169 96V94L166 92V91ZM201 90V91H200ZM218 90V91H217ZM221 90V91H220ZM229 90H230V92H229ZM234 90V91H235ZM247 90H248V92H247ZM250 90L252 91L251 92V94H250ZM57 91V92H56ZM107 91V92H108ZM206 91V92H205ZM227 91H228V93H227ZM258 91V92H257ZM59 92V93H58ZM111 92H112V94H111ZM129 93H131L132 92V90H130V91H128ZM141 92V93H140ZM146 92V93H145ZM149 92V94H147ZM155 92H157V93H155ZM177 92H179L178 94H177V96H176V93ZM187 92V93H186ZM205 93V95H203V96H199V95H202L201 93ZM216 92H218L217 93V95H216ZM245 92V93H244ZM253 92H255V93H253ZM102 93H101V95H102ZM181 93V94H180ZM189 93V94H188ZM192 93V94H191ZM207 93V94H206ZM208 93H210V95H211V97H210V95L208 94ZM220 93V94H219ZM224 94V96H223V94ZM229 93H231V94H229ZM240 93H242V96H241V94ZM247 93V94H246ZM248 93H249V95L251 96H249L248 95ZM257 93V94H256ZM262 93V94H261ZM141 94V95H140ZM146 94V95H145ZM154 94H156V95H154ZM167 94V95H166ZM198 94V95H197ZM227 94H229V95H227ZM235 94H237V95H235ZM55 95H58V96H55ZM149 95H151L152 97L150 98V96ZM182 95V96H181ZM184 95H186V96H184ZM206 95H209V96H207L206 97ZM212 95L214 96V98H212ZM215 95H216V98H215ZM222 95V96H221ZM248 95V96H247ZM259 97H257V96ZM260 95H261V97L262 98H260ZM32 96H34V95H32ZM36 96V95H35ZM34 96V97H35ZM111 96H113L112 98H111ZM115 96V97H114ZM119 96V97H118ZM142 96V97H141ZM145 96H147V98L145 97ZM155 96L157 97V98H159V99H156L155 98ZM169 96V97H168ZM174 96V97H173ZM205 96V97H204ZM218 96H220V97H218ZM226 96H228V97H226ZM231 96V97H230ZM234 96H236L237 97V99H235L236 97H234ZM244 96H245V98H244ZM256 98L257 97V99H254V97ZM102 97V96H101ZM112 99H110V98ZM139 97H140V100H139ZM165 97V99H163ZM175 97H177V102H175L176 100H175ZM179 97V98H178ZM183 97V98H182ZM201 97V98H200ZM210 97V98H209ZM222 97V98H221ZM233 97V98H232ZM241 97V98H240ZM253 97V98H252ZM59 98V99H58ZM103 99L105 98V97H102ZM105 98V99H106ZM116 98V99H115ZM145 98V99H144ZM152 100V101H154V102H151V104L152 103H155V104H153V105H151V104H149L150 103V99ZM152 98H154V100L152 99ZM166 98H168V100H166ZM172 98V99H171ZM203 98V99H202ZM211 98H212V100H211ZM218 98V99H217ZM230 98H231V100H230ZM239 98V99H238ZM243 98L245 99L244 101H243ZM247 98V99H246ZM118 99V100H117ZM123 99H125L126 100V102H124L125 100H123ZM161 99V100H160ZM171 99V100H170ZM175 101H174V100ZM180 99V100H179ZM181 99H182V101H181ZM188 101H190V102H188ZM190 99V100H189ZM217 99V100H216ZM221 101H220V100ZM235 99V100H234ZM252 99V100H251ZM127 100H128V103L129 104H125V103H127ZM149 100V101H148ZM158 100V102H156V101ZM160 100V101H159ZM173 100V101H172ZM183 100H185V101H183ZM201 100H203V102H201L200 103V101ZM225 100H226V103L224 104V102H225ZM228 100V101H227ZM242 101L241 103L240 102H238V101ZM247 100H250V101H247ZM256 100H258V102H259V105H256ZM59 101V102H58ZM96 101V100H95ZM137 101V102H136ZM149 103H148V102ZM167 101V102H166ZM170 101V102H169ZM194 101V103L192 104V102ZM196 101H198L197 103H196ZM213 101V102H212ZM215 101H216V103H217V105H216V103H215ZM218 101V102H217ZM235 101V102H234ZM254 101V102H253ZM139 102V103H138ZM161 102V103H160ZM162 102L165 104H162ZM175 102V103H174ZM180 102V103H179ZM186 103V105L184 104H182V103ZM260 102H261V105H260ZM63 103V102H62ZM61 103V104H62ZM124 103V104H123ZM162 105V107L163 108H165V109H163L162 107H161V105ZM170 103V104H169ZM171 103H173L172 105H171ZM179 103V104H178ZM205 103V104H204ZM213 103V104H212ZM229 103V104H228ZM230 103L232 104V105H230ZM238 103H239V105H238ZM251 103V104H250ZM86 104H85V107L87 108V106H86ZM138 104L139 105H142V108L141 107H139L138 106ZM145 104V105H144ZM181 104V105H180ZM189 104V105H188ZM190 104H192V105H190ZM195 104V105H194ZM201 104V105H200ZM206 105V107L204 106V105ZM241 104L244 106V105H246L247 107H249V108H246V110H247V112L248 113H246L245 111H243L242 110V106H241ZM251 106H249V105ZM263 104V105H262ZM118 105V104H117ZM131 105V106H130ZM143 105L145 106V107H143ZM154 105H155V107H154ZM156 105H157V107L158 108H156ZM170 105V106H169ZM179 105H180V107L181 108H179ZM183 105V106H182ZM199 106V107H197V108H195L194 106ZM223 105V106H222ZM236 105V106H235ZM238 105V106H237ZM254 105H255V107H254ZM16 106V105H15ZM15 106H13L12 108L13 109H17V107L15 108ZM132 106H133V108H134V110L135 111H139L140 113H138L139 115L137 116V118L139 119L138 120V122H140V120H142L141 121V123L142 124H137V125H141L140 127H143V129L142 128H138L139 126H136L135 125V123H137L136 121H137V118H136V115H137V112L135 113V111L133 110V108H132ZM146 106H148V107H146ZM160 106V107H159ZM164 106H166V107H164ZM173 106L175 107V108H173ZM178 106V107H177ZM185 106V107H184ZM201 106H203V107H201ZM213 107V110L211 111V109L212 108H210V107ZM220 107V109H217V107ZM229 106H231L232 108L235 106V108H233L234 109V111L231 109V107H230V110H229ZM239 106H240V108H239ZM253 106V107H252ZM257 106V107H256ZM258 106H260V108L258 107ZM35 107V106H34ZM37 107V108H36ZM35 108H33L34 109V113H36L35 115L36 116H39L40 115V113L42 112V113H44V111L42 110V111H40L41 109H39L40 107H38V106H36ZM60 107V108H59ZM119 107V106H118ZM117 107V108H118ZM139 107V108H138ZM170 107H172V109H174L175 111H176V107L177 108H179L180 109V111H181V109H183V108H185V110H187V109H189V107H192V108H190L189 110H187V111H185L184 109L180 112V111H176V115L177 116H175L174 118H172V116H171V112H170ZM183 107V108H182ZM201 107V108H200ZM150 108H152L154 111H150L149 109ZM166 108H168V110L166 109ZM209 108V109H208ZM214 108H216L215 110H214ZM223 108V109H222ZM252 108V109H251ZM255 108V109H254ZM145 109V110H144ZM162 110V112H160L161 110ZM179 109H177V110H179ZM195 109V110H194ZM202 109V110H201ZM241 109V110H240ZM248 109H250V110H248ZM259 109V110H258ZM35 110H37V111H35ZM98 111H99V109H97ZM164 110V111H163ZM200 110H201V112H200ZM221 110V111H220ZM252 110V111H251ZM255 110V111H254ZM260 110H262V111H260ZM14 111V110H13ZM61 111V110H60ZM101 111V110H100ZM143 111V112H142ZM144 111H148L147 113H148V115H147V113L145 112V114H144ZM150 111V112H149ZM159 111V112H158ZM168 111V114H170V115H168L166 112ZM184 111V112H183ZM197 111H199V112H197ZM260 113H259V112ZM58 112V113H57ZM91 112V114H89ZM141 112H142V116H141V118L139 117L140 116V114H141ZM153 112H155L154 114H153ZM159 113L158 115H159V117L158 116H155V115H157V113ZM185 112H187V114L185 113ZM188 112H193V113H189L188 114ZM197 112V113H196ZM219 112V113H218ZM245 112V113H244ZM251 112V113H250ZM257 112H258V114H262L261 115V117H260V115L258 116V114H257ZM41 113V114H42ZM54 113V114H53ZM93 113V114H92ZM151 113V114H150ZM165 114L166 116H160V114ZM179 113V114H178ZM181 113V114H180ZM182 113H183V115H184V118L185 119H183V115H182ZM212 113V114H211ZM221 113H222V115H223V117L221 116ZM116 114V116H118V119L121 121V125L122 126H120L119 125V120L118 119H116L115 117H114V115ZM117 114H119V115H117ZM126 114V115H127ZM143 114L144 115H147V116H149L150 117V115H152V117L151 118H149V117H147V116H143ZM150 114V115H149ZM197 114V115H196ZM217 114V115H216ZM230 114V115H229ZM238 114V115H237ZM244 114H246V115H244ZM251 114V115H250ZM257 114V115H256ZM90 115L92 116V117H90ZM188 115H190V117H192V118H190V117H188ZM199 115V116H198ZM224 115H226V116H224ZM235 115H237V116H235ZM104 116H105V118H104ZM155 116V117H154ZM171 116V117H170ZM179 116V117H178ZM182 117V119H181V117ZM186 116V117H185ZM198 116V117H197ZM235 118H234V117ZM240 116H241V118H240ZM244 116L246 117V118H244ZM255 116V117H254ZM256 116L258 117V118H256ZM104 118L105 119V121H108L107 123L106 122H104V119H99V118ZM113 117V118H112ZM121 119H120V118ZM131 117H133L132 119H131ZM144 117L146 118V119H144ZM161 117V118H160ZM197 117V118H196ZM215 117V118H214ZM217 117V118H216ZM233 117V118H232ZM259 117H260V119H259ZM264 117V116H263ZM44 118H46V117H44ZM95 118H96V120H95ZM116 122L117 121V123H118V125H119V129H120V127H121V131L118 133V131L117 132H114V129H118L117 127H118V125L116 126V124L114 123V121L112 120V119ZM154 118V119H153ZM167 118H169V120L167 119ZM172 118V119H171ZM177 118H178V121H177ZM186 118H187V120H186ZM207 118V119H206ZM210 118V119H209ZM224 118L225 119H227L226 121L224 120ZM243 118V119H242ZM98 119L100 120V121H98ZM106 119H108V120H106ZM136 119V120H135ZM149 119V120H148ZM152 119V120H151ZM163 119V120H162ZM192 119V120H191ZM218 119V120H217ZM235 119L236 120H239V119H241V120H243V122H244V119L246 120L244 123V126H240V125H237V124H235ZM88 119H86V120H82V123H86L87 124V126H88V121H87ZM112 120V121H111ZM135 120V122H133V121ZM151 120V121H150ZM164 120H167L168 121V123H167V121H164ZM175 120V122H173V121ZM182 120H183V122H182ZM184 120H185V122H184ZM189 120V121H188ZM197 120H198V122H197ZM234 120V121H233ZM85 121V122H84ZM98 121V122H97ZM119 121V122H118ZM128 121V122H127ZM154 121H157V122H154ZM166 122V123H164V122ZM196 121V122H195ZM258 121V122H257ZM42 122L43 123H45V120L43 119L42 120ZM97 124H96V123ZM99 122H100V124H101V126H100V124H99ZM111 123V125L110 124H108V123ZM128 124H127V123ZM129 122H130V124H129ZM188 122V123H187ZM193 124H192V123ZM104 123V124H103ZM106 123V124H105ZM131 123H133V124H131ZM149 123H151L150 125H149ZM157 123H158V125H159V123L160 124H163V125H159L160 126V128L158 127V125H157ZM175 123H176V125L177 126H175ZM178 123V124H177ZM187 125H186V124ZM228 123V124H227ZM254 123L256 124V125H254ZM96 124V125H95ZM99 124V125H98ZM127 124V125H126ZM152 124H156L155 126H157L156 128H155V126L153 125V127L151 126ZM169 124H170V126H169ZM181 124V125H180ZM246 124H247V126H246ZM259 124H261V125H259ZM84 125V124H83ZM106 125V126H105ZM111 126V128H110V126ZM129 125V126H128ZM133 125V126H132ZM146 126V128H145V126ZM190 125V126H189ZM197 125H199V126H197ZM217 127H216V126ZM236 125H237V127H236ZM102 126H103V128H102ZM109 126V127H108ZM127 126V127H126ZM147 126H149L148 128H147ZM162 126V127H161ZM192 126V127H191ZM196 126V127H195ZM238 126H239V128H238ZM248 126H250V128L248 127ZM256 126V127H255ZM258 126V127H257ZM261 126V128H259ZM106 127V128H105ZM114 127V128H113ZM123 127V128H122ZM126 127V128H125ZM129 127H130V130L132 129L131 127H133V131H135L134 132V135H133V133L132 132H130V134H129ZM178 127V128H177ZM188 127V128H187ZM221 127V128H220ZM241 127H242V129H241ZM249 128V130H248V128ZM100 128H102L101 130H100ZM111 129V130H109V129ZM126 130H125V129ZM158 128H159V130H158ZM164 128V129H163ZM170 128V129H169ZM173 128V129H172ZM175 128V129H174ZM189 129V130H187V129ZM191 128V129H190ZM245 128H247V129H245ZM263 128V129H262ZM103 129H105L106 131H108V132H110L111 134H114V135H112V137H111V134L109 133V135H110V137L108 136V132H105V130H103ZM108 129V130H107ZM123 129V130H122ZM143 130L144 132V135H143V133H141L140 131L141 130ZM165 129H166V131H165ZM193 129H197L196 131L195 130H193ZM198 129H200V131L198 130ZM203 129V130H202ZM257 129V130H256ZM125 130V134H123V132L122 131H124ZM140 130V131H139ZM155 130H157V131H155ZM160 130H162V131H160ZM173 130H176V131H173ZM183 130V131H182ZM242 130H244V131H242ZM101 131V132H100ZM116 131V130H115ZM138 131V133L139 134H142V135H139L138 133H136ZM147 131V132H146ZM159 131V133L161 134H159V133H157ZM169 131H170V133H169ZM186 131V132H185ZM191 131V132H190ZM199 131V132H198ZM203 131V132H202ZM215 131V132H214ZM246 131H249L247 134H246ZM251 131V132H250ZM257 132V134H256V132ZM259 131L261 132V134L259 133ZM113 132V133H112ZM162 132H163V134H162ZM165 132V133H164ZM182 132V133H181ZM132 133V134H131ZM136 133V134H135ZM168 133H169V135H168ZM204 133V134H203ZM259 133V134H258ZM118 134H120V137H118ZM122 134V135H121ZM138 134V135H137ZM146 134V135H145ZM158 134V135H157ZM165 134V135H164ZM171 134V135H170ZM178 134V135H177ZM190 134V135H189ZM199 134H200V136H199ZM109 137H107V136ZM124 135V136H123ZM126 135V136H125ZM154 135H155V137H154ZM177 135V136H176ZM181 135H183V137H181ZM198 135V136H197ZM204 135V136H203ZM249 137H248V136ZM254 135H256V137H254ZM123 136V137H122ZM138 136H141V138L140 137H138ZM145 136H146V139H145ZM148 136V137H147ZM168 136V137H167ZM171 136V139L169 138ZM173 136V137H172ZM176 136V138L177 139H175L174 137ZM204 137V139H203V137ZM220 136V137H219ZM240 136V137H239ZM241 136H242V138H241ZM107 137V138H106ZM126 137V138H125ZM138 137V138H137ZM146 140H144L143 141V138ZM164 137V138H163ZM195 137V138H194ZM199 137H200V139L202 140V141H199L200 139H199ZM130 138V139H131ZM136 138V139H135ZM162 138V139H161ZM173 138V139H172ZM180 140H179V139ZM250 138V139H249ZM258 138V139H257ZM262 138H263V140H262ZM102 139V138H101ZM104 139L102 140V141H104ZM139 139H141V140H139ZM166 139H168V140H166ZM183 139V140H182ZM196 139V140H195ZM244 139V140H243ZM137 140V141H136ZM169 140H171V141H169ZM173 140L176 142H174L173 143ZM222 140H223V142H222ZM137 143H136V142ZM141 141V142H140ZM150 141V142H149ZM219 141H221V143H218ZM139 142V143H138ZM142 142H144L143 144H142ZM147 142H149V143H147ZM178 142H179V144H178ZM180 142H181V144H180ZM197 142V143H196ZM206 142V143H205ZM208 142V143H207ZM215 142V143H214ZM147 143V144H146ZM158 143V144H157ZM204 143V146L202 145ZM140 144V145H139ZM144 144H145V147L146 148H148L149 150H147L145 147H143L144 146ZM148 144H151V147H149V145ZM209 144V145H208ZM212 144H216V146L214 145H212ZM217 144L219 145L220 144V146H222V145H226L225 147H220V146H218L217 147ZM222 144V145H221ZM257 144V145H256ZM259 144V145H258ZM177 145V146H176ZM180 145V146H179ZM181 145H183V147L181 148ZM200 145V146H199ZM202 145V146H201ZM208 145V146H207ZM243 145V146H242ZM84 146V145H83ZM148 146V147H147ZM179 146V147H178ZM188 146V147H187ZM86 147H89V146H84V148H85V152H86V155L88 156V157H90V158H88L87 156H84V157H82V155H79V156H81V158H84L83 160H87V161H89L92 157V160H90V162H94V163H97L98 161H104V162H109L110 164L111 163H114V160H115V156H112V154L113 155H115V153L114 152H112V151H106V155L108 156H106V157H103V156H105V155H103V154H105V152H102V153H98V149L96 148V147H94L93 149L94 150H92V148H91V146L89 147V148H86ZM93 147V146H92ZM199 147H202V148H199ZM214 147V148H213ZM215 147H217V148H215ZM249 147V148H248ZM155 148H156V150L158 149V151H156L155 150ZM177 148H179V149H177ZM208 148V149H207ZM213 148V149H212ZM226 148V149H225ZM261 148V149H260ZM182 149V150H181ZM184 149V150H183ZM202 149V150H201ZM209 149H212V150H214V151H212V153L214 152L215 153V151H216V153L214 154V160H215V162L216 163H218L217 165H220V164H223V165H225L226 167H228V172L230 173L229 175L228 174H225L224 172H223V170L222 169H219V168H212V167H209V168H207L208 170H211V171H207L208 173V175L209 176H217V177H215V178H220V177H222L223 175L224 176H227V178L226 177H222L221 178V180L222 181H224V182H226V184H230L231 182H232V178L234 179L233 180V182H236V183H238V184H241V185H244L245 186V188H247V189H249V191H250V193H252V197L250 196H247V195H241V197H240V194L239 195H235V196H232V197H230L228 194H226V196H225V193L223 192V191H218L217 189V187H214V186H212L211 184V186L215 189V188H217V189H215V191H214V189L212 188V187H209L208 186V184H209V182H208V180L204 177V176H202V175H200V172L198 171V170H196L195 169V171H194V168H191V169H187L186 167L187 166H185V165H187V164H184V163H187L188 161H190V159H191V161H201L200 163H202L203 164V162L204 163H207V162H209V161H207V153H208V151H209ZM228 149V150H227ZM178 150H180V151H178ZM187 151V153H185L184 151ZM207 152H206V151ZM218 150H220V151H218ZM88 151V152H87ZM224 151H225V153H224ZM226 151L229 153V151L231 152L230 154H228V153H226ZM235 151V152H234ZM238 151V152H237ZM245 151V152H244ZM254 151V152H253ZM91 152V153H90ZM151 153L150 155H149V153ZM153 152V153H152ZM155 152V153H154ZM237 152V153H236ZM261 152V153H260ZM88 153V154H87ZM93 153V154H92ZM109 153V154H108ZM205 153V154H204ZM219 153H220V155L222 156V158H221V156H218L219 155ZM222 153H224V154H222ZM234 153V154H233ZM242 154V155H240V154ZM99 154H102V155H99ZM110 154H111V156H110ZM149 155L150 156V158H147V157H149V156H147V155ZM155 154V155H154ZM227 154L230 156L231 154H233V155H231L230 157L229 156H227ZM246 154V155H245ZM85 155V154H84ZM130 155H132V154H130ZM178 155V156H177ZM184 155V156H183ZM188 155H189V157H188ZM225 155V156H224ZM235 155V156H234ZM252 155H253V157H252ZM97 156V157H96ZM129 156V155H128ZM133 156V160H132V157H128V159L130 160V158H131V160L133 161V162H135V160L137 161V155H135V157H134V155H132ZM146 156V157H145ZM151 156H153V157H151ZM155 156V157H154ZM181 156V157H180ZM218 158H217V157ZM234 158H233V157ZM96 157V158H95ZM101 157H103L102 159H101ZM160 157V158H159ZM176 157V158H175ZM180 157V158H179ZM187 157V158H186ZM224 157H226V158H224ZM88 158V159H87ZM111 158H114V160L112 159L111 160ZM135 158V159H134ZM152 158V159H151ZM154 158V159H153ZM186 158V159H185ZM189 158V159H188ZM195 158V159H194ZM197 158V159H196ZM223 158H224V160H223ZM229 158V159H228ZM238 158H240L239 160H238ZM245 160H244V159ZM246 158H247V160H246ZM249 158V159H248ZM96 159V160H95ZM108 160V161H105V160ZM205 159H206V162H205ZM225 159H226V161H225ZM241 159H243V162H242V160ZM257 159V160H256ZM151 160V161H150ZM159 160V161H158ZM181 160V161H180ZM186 160H188V161H186ZM204 160V161H203ZM232 160V161H231ZM235 160H238L239 162H236ZM250 162H249V161ZM252 160V161H251ZM255 160V161H254ZM181 162L180 164H179V162ZM203 161V162H202ZM161 162V163H160ZM252 162V163H251ZM158 163V164H157ZM167 163V164H166ZM175 163H178L177 165L179 166H177ZM227 165H226V164ZM238 164V168L239 169H237L236 168V166L235 167H233L232 168V166H234V165H232L231 166V164ZM161 164V165H160ZM177 166H175V165ZM182 164V165H181ZM156 165V166H155ZM173 165V166H172ZM185 167H184V166ZM182 166V167H181ZM159 167H161V168H159ZM230 167V168H229ZM257 167V168H256ZM259 167V168H258ZM189 168V167H188ZM233 169V171H231L232 169ZM169 170L168 172H167V170ZM182 169H184V171L182 170ZM193 169V170H192ZM171 170V171H170ZM181 170L183 171V172H181ZM189 170V171H188ZM191 170V171H190ZM236 172H235V171ZM260 170V171H259ZM163 171L162 172H158V173H161V174H163ZM222 171V172H221ZM231 171V172H230ZM237 171H239V172H237ZM243 171V172H242ZM252 171H253V173H252ZM167 172V173H166ZM169 172H170V174H169ZM175 172H177V173H175ZM188 172V173H187ZM198 172V173H197ZM214 172V173H213ZM217 172H218V174L220 175V177H218L219 175L217 174ZM233 172V173H232ZM240 172H242V173H240ZM245 172V173H244ZM248 172V173H247ZM235 173H238V174H236L235 175ZM240 173V174H239ZM175 174V175H174ZM177 174V175H176ZM178 174H179V176H178ZM199 174V175H198ZM212 174V175H211ZM242 174V175H241ZM247 174V175H246ZM235 175V177H233ZM238 175V176H237ZM244 175V176H243ZM202 178H200V177ZM245 177L244 179H243V177ZM252 176V177H251ZM181 177V178H180ZM184 177V178H183ZM229 177V178H228ZM232 177V178H231ZM258 178V180H257V178ZM224 178V179H223ZM226 178V179H225ZM231 178V179H230ZM241 180H239V179ZM247 178V179H246ZM237 181H236V180ZM256 179V180H255ZM201 180V181H200ZM205 181V183H204V181ZM239 180V181H238ZM1 181V180H0ZM203 181V182H202ZM1 182H3V181H1ZM0 182V185L2 184ZM202 183H204L205 185H202ZM3 184H4V182H3ZM232 184H235V183H232ZM209 187V188H208ZM205 188H206V190H205ZM212 190H211V189ZM250 188H252V189H250ZM209 189V190H208ZM210 191V192H209ZM252 191H254V192H252ZM257 191V192H256ZM259 191V192H258ZM221 192V193H220ZM215 193V194H214ZM256 195H255V194ZM259 193V194H258ZM224 194V195H223ZM258 194V195H257ZM261 195H262V199H261ZM238 198H237V197ZM244 196H247V197H245L244 198ZM258 196V197H257ZM260 196V197H259ZM223 197H225L224 199H223ZM229 197V198H228ZM243 197V198H242ZM249 197V198H248ZM6 198V197H5ZM4 197H2V196H0V229H1V231H0V241H2V242H0L1 244H3V246L2 245H0L1 246V249H0V258L1 259H4L5 261L3 262L2 260H1V264H7V263H12L13 261V263H16L17 262V264H19V263H21V264H25V262L27 263V264H31L30 262L28 263L27 261H24V262H21V260L19 261V252H17L18 250H20V249H22L23 251L24 250H26L27 248H25V244L23 245V246H21V245H19V241L20 240H22L23 238L25 239L26 237H28L29 236V234H20L19 232H17V229L15 230V228L11 225V223L9 224V220L12 222V221H14V224L15 225H17V226H24V223L25 224H27L26 223V218H27V221H28V216H26L25 215V213L19 208H17V206H16V204L15 203H12L10 200H8L7 198V200L5 199ZM226 198H228L227 200H226ZM251 198H252V200H253V202L251 201ZM236 199H238V200H236ZM250 201H249V200ZM261 199V200H260ZM229 200H231V201H229ZM243 200V201H242ZM249 201V202H247L246 203V206H243V202L245 203V201ZM8 202V203H7ZM238 202H240V203H238ZM259 202V203H258ZM263 202V203H262ZM10 203V204H9ZM232 203V204H231ZM238 203V204H237ZM249 203V204H248ZM242 204V205H241ZM251 204V205H250ZM256 204V205H255ZM259 204V205H258ZM241 207H240V206ZM250 205V206H249ZM261 205L263 206V207H261ZM16 206V207H15ZM255 206H256V209H255ZM260 206V207H259ZM243 207V208H242ZM246 207V208H245ZM252 207V208H251ZM254 207V208H253ZM258 207H259V209H258ZM241 208V209H240ZM248 208V209H247ZM243 209V210H242ZM244 209H246L248 212H246V210H244ZM255 210V211H253L252 212V210ZM257 209H258V211H257ZM19 212H22V213H19ZM243 212V213H242ZM246 212V213H245ZM249 212H252V214H254V215H251V213H249ZM259 214H258V213ZM240 213H241V215H240ZM248 213V214H247ZM261 213H263V214H261ZM24 214V215H23ZM193 214H196L195 216H197V217H195ZM209 214V215H208ZM249 214H250V216H249ZM193 215V216H192ZM217 217H215V216ZM218 215H220V216H218ZM258 215H260L259 217H257ZM21 216V217H20ZM246 216H249L248 218H246ZM251 216H255V218L256 219H254V218H252ZM209 217L211 218V219H209ZM213 217V218H212ZM215 217V218H214ZM223 217H225L224 218V220H222L223 219ZM235 217V218H234ZM194 218H197V219H194ZM208 220H207V219ZM228 218V219H227ZM229 218H230V220H229ZM22 219H24V220H22ZM213 219L215 220V222L213 221ZM241 219V220H240ZM249 219H252V220H249ZM254 219V220H253ZM259 219V220H258ZM212 220V221H211ZM219 220H220V222H219ZM229 220V221H228ZM246 220V221H245ZM24 221V222H23ZM197 221V222H196ZM217 221V222H216ZM223 221V222H222ZM228 221V222H227ZM240 221V222H239ZM242 221H244V222H242ZM5 222V223H4ZM17 222V223H16ZM200 222V223H199ZM202 222H204V223H202ZM210 224H209V223ZM219 222V223H218ZM240 224H239V223ZM2 223V224H1ZM13 223V222H12ZM21 225H20V224ZM77 224H79L78 222H76ZM81 223V222H80ZM231 223V224H230ZM234 223V224H233ZM243 223V224H242ZM81 224H83V223H81ZM81 224H79V225H81ZM219 224V225H220ZM239 224V225H238ZM246 224V225H245ZM247 224H248V226H247ZM3 225V226H2ZM8 225H10V226H8ZM84 225V224H83ZM236 225H238V226H236ZM242 225V226H241ZM245 225V226H244ZM7 226V227H6ZM236 226V227H235ZM250 226H252V227H250ZM263 227V229H261L262 227ZM203 227V228H202ZM211 227V228H210ZM223 227V226H222ZM248 227H250V228H248ZM261 227V228H260ZM208 228V229H207ZM224 228V227H223ZM260 228V230H258V233H255V232H257V230L256 229H259ZM202 229V230H201ZM205 229V230H204ZM253 229V233H252V230ZM255 229V230H254ZM15 230V231H14ZM219 230V229H218ZM222 230V229H221ZM262 230V231H261ZM214 231V232H215ZM255 231V232H254ZM259 231H261V232H259ZM212 232V231H211ZM244 232H247L248 233V231L247 230H245ZM6 235V236H5ZM186 234H182V235H180L181 237H179V238H184V237H186L185 236ZM45 236V235H44ZM47 236V235H46ZM261 236H262V238H261ZM264 234H259L258 235V237L257 238H259V239H263L264 240ZM21 237V238H20ZM47 237H49V235L47 236ZM7 238V239H6ZM11 238V239H10ZM23 239V240H24ZM127 239H129L130 240V238H127ZM12 240V241H11ZM100 240H101V242H100ZM99 240V243L98 244H95L96 245V247H98V248H96L95 247V245L94 246H92V245H90L91 243H88L89 245H87L86 243V245H85V250H84V246H83V248L80 250V253L79 252H77V253H75L74 252V254H73V252H71L70 250H72V251H74L73 249H69L68 251H67V257H66V254H65V261H69V260H71V261H69L70 263L71 262H73V261H77V263L76 264H80V263H82V264H100V263H107L108 261H105V260H107V259H110L109 257L112 255V254H114V252H113V248H112V246L105 240L104 241V239L102 240V239H100ZM5 241V242H4ZM7 241V242H6ZM9 241V242H8ZM17 242V243H16ZM21 242H23V241H21ZM104 242H106V243H104ZM7 243V244H6ZM11 243V244H10ZM12 243H13V245H12ZM104 243V244H103ZM99 244H101V245H99ZM106 244H107V246H106ZM109 244V245H108ZM17 245V247H15L17 250L15 251V248L14 247H12V246H16ZM19 245V246H18ZM103 245V246H102ZM8 246V247H7ZM21 246V248H19ZM49 246H53V245H49ZM48 246V247H49ZM91 246H92V248H91ZM101 246V248H99ZM106 246V247H105ZM4 247V248H3ZM13 249H12V248ZM23 247V248H22ZM103 247V248H102ZM166 248L167 246H164L163 244L162 245H160V247H158V248H156V249H153V250H155V251H158V250H161V249H163V248ZM52 248H54V249H52ZM87 248H88V250H87ZM96 248V249H95ZM107 248H108V250H107ZM3 249H5V250H3ZM8 249V250H7ZM11 249H12V251H11ZM58 248L56 247V249H55V247L53 246V247H51V248H49V249H44V253H43V250H39V252L38 253H36L35 251H37L38 249H32V251H31V249H28V254H33L34 253V255H39V254H45V255H50V256H52V258H50V259H52V261H54V262H56L55 260H53L55 257H56V260H57V255H59V250H57ZM90 249H92V250H90ZM113 249V250H112ZM158 249V250H157ZM55 250V251H54ZM96 250V251H95ZM2 251V252H1ZM9 251H11V252H9ZM50 251H52V252H50ZM70 251V252H69ZM89 253H87V252ZM98 251V252H97ZM100 251V252H99ZM101 251H103V252H101ZM108 251V252H107ZM112 251V252H111ZM16 252H17V254H16ZM32 252V253H31ZM42 252V253H41ZM82 252V253H81ZM84 252H85V256L84 255H82L81 257H80V254H84ZM94 252V253H93ZM106 252V253H105ZM109 252H110V255H109ZM69 253H71V254H69ZM5 254V255H4ZM8 254V255H7ZM76 254V255H75ZM77 254H79V255H77ZM91 254V255H90ZM100 254H103V255H100ZM68 255H69V257H68ZM71 255H72V257H71ZM73 255H75V257L73 256ZM93 255V256H92ZM106 255H107V259H106ZM109 255V256H108ZM79 256V257H78ZM103 256V257H102ZM4 257V258H3ZM9 257V258H8ZM39 257H41V256H39ZM78 257V259H75V258H77ZM92 257H94V258H92ZM104 258V259H102V258ZM6 258H8V259H6ZM66 258H68L67 260H66ZM70 258H72V259H70ZM86 259L87 258V260H89V261H86V260H82V259ZM97 258H98V260H97ZM74 259V260H73ZM80 259H81V262L80 263H78L79 261H80ZM100 259H102V260H100ZM10 260V261H9ZM90 260L92 261V263L90 262ZM19 261V262H18ZM58 261V260H57ZM95 261H97V262H95ZM101 261V262H100ZM7 262V263H6ZM54 262H47L48 264H53ZM59 262V261H58ZM264 262V261H263ZM12 263V264H13ZM43 264V263H40V262H36V261H33L32 262V264ZM47 263H44V264H47ZM56 264H58V263H56ZM264 264V263H263Z\"/></svg>",
	"mask_w": 264,
	"mask_h": 264
}]
</instances>
